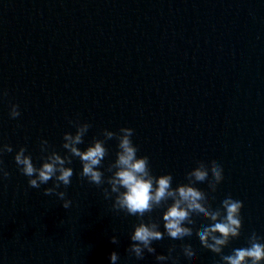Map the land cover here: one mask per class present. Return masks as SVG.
Here are the masks:
<instances>
[{"label":"water","instance_id":"95a60500","mask_svg":"<svg viewBox=\"0 0 264 264\" xmlns=\"http://www.w3.org/2000/svg\"><path fill=\"white\" fill-rule=\"evenodd\" d=\"M70 121L91 124L81 150L105 129H134L138 157H149L157 177L171 173L174 188L198 162L216 161L224 170L217 190L206 181L196 187L213 208L229 195L243 202L242 234L223 252L248 247L253 232L264 237V0H0V146L13 147L0 156L11 174L0 176V264H111L113 251L117 264H173L156 260L172 246L176 264H223L196 236L211 223L198 215L187 225L191 237L165 235L153 242L156 254L130 255L139 218L113 210L107 183L82 180L78 157L65 165L74 170L70 186L58 189L69 209L44 195L54 180L31 188L16 153L26 147L41 167L47 140L49 152L66 155L64 134L76 132ZM105 146L107 178L118 140ZM165 210L143 219L163 232ZM182 244H191L195 262Z\"/></svg>","mask_w":264,"mask_h":264},{"label":"clouds","instance_id":"9594fccd","mask_svg":"<svg viewBox=\"0 0 264 264\" xmlns=\"http://www.w3.org/2000/svg\"><path fill=\"white\" fill-rule=\"evenodd\" d=\"M3 95L6 96L7 93L4 92ZM20 115L19 105L12 104L10 117L15 119ZM70 123L76 128V132L64 134L62 147L67 150L66 155L62 156L55 150L49 152L50 145L47 140L41 141V151L48 153L43 157L44 162L41 167L35 166L30 154H25L26 147H21L16 153L15 163L20 172L29 177L28 183L31 188L38 189L41 185L54 180V186L44 189V195H57L63 201L62 207L69 209L72 200L66 198V191H58V189L61 185L65 189L70 186L74 170L65 165L71 164L73 157H78L82 163V172L79 174L81 179L87 178L90 184L97 187L107 183L110 190L103 189L104 197L112 199L115 194L113 210L139 218V223L134 226V232L130 234L132 243L127 250L136 259H143L145 251L156 254L153 242L164 239L165 235L173 240L191 237L194 229L187 225H194L193 216L198 215L202 220L211 223L207 226L202 225L201 229L196 230V236L204 248L221 257L223 264H264V242H262L264 237L255 232L248 237V247L233 249L230 255H225L223 252L233 239H238L242 234L244 204L229 195L221 202V207L213 208L209 196L196 187L198 182L206 181L212 192L217 190L224 180V170L216 161L198 162V166L187 173L188 183L179 184L174 188L171 173L157 177L152 174L149 157H138V147L132 140L134 129L123 127L119 133L105 129L104 139H94L86 150H81L78 145L84 142L83 138L91 124L79 121H70ZM113 138L118 140L119 151L116 152L115 161L107 168L111 175L105 178L104 171H101L102 162L109 156L105 143ZM5 152H13V147L10 144H3L0 146V156ZM2 164L3 161L0 159V165ZM10 175L0 166V176L8 178ZM169 200L172 201L171 204L168 203ZM158 208H166L162 216L163 232L159 230V222L153 221L150 217L148 222L143 219L146 214ZM111 242L119 243L118 237L112 236ZM180 247L186 258L196 261V252L191 244H182ZM175 250V246L170 247L167 256L157 254L156 260L165 262L171 259L173 264H176V258L172 256ZM118 260L119 254L113 251L110 254L111 264H117Z\"/></svg>","mask_w":264,"mask_h":264}]
</instances>
